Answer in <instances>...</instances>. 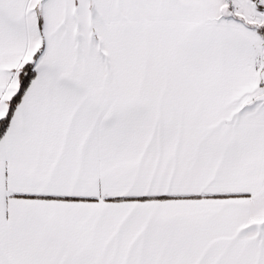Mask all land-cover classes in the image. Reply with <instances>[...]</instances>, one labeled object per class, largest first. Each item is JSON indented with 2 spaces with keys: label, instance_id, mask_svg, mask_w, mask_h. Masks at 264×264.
<instances>
[{
  "label": "snow or ice",
  "instance_id": "1",
  "mask_svg": "<svg viewBox=\"0 0 264 264\" xmlns=\"http://www.w3.org/2000/svg\"><path fill=\"white\" fill-rule=\"evenodd\" d=\"M0 264H264V0H0Z\"/></svg>",
  "mask_w": 264,
  "mask_h": 264
}]
</instances>
